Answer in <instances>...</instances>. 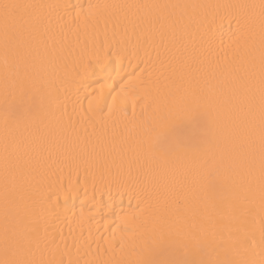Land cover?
Listing matches in <instances>:
<instances>
[{"label":"bare ground","instance_id":"obj_1","mask_svg":"<svg viewBox=\"0 0 264 264\" xmlns=\"http://www.w3.org/2000/svg\"><path fill=\"white\" fill-rule=\"evenodd\" d=\"M262 3L0 0V261L264 264Z\"/></svg>","mask_w":264,"mask_h":264},{"label":"snow or ice","instance_id":"obj_2","mask_svg":"<svg viewBox=\"0 0 264 264\" xmlns=\"http://www.w3.org/2000/svg\"><path fill=\"white\" fill-rule=\"evenodd\" d=\"M20 7L19 5H10V4H4L2 6L3 13H4V20L7 24L10 17L14 16L16 13L12 10L17 9ZM262 9H264V3L261 5ZM262 84H264V81H262ZM261 121H262V141H264V88H262V95H261ZM179 126V123L177 124V127ZM177 142V137L171 134L165 135L163 140L159 142L161 149L164 148L165 144L171 145L173 143ZM0 264H21L19 261L15 260H3L0 261Z\"/></svg>","mask_w":264,"mask_h":264}]
</instances>
